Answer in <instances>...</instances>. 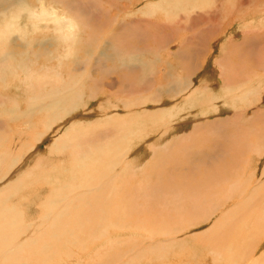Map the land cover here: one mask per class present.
Instances as JSON below:
<instances>
[{
  "label": "rangeland",
  "instance_id": "obj_1",
  "mask_svg": "<svg viewBox=\"0 0 264 264\" xmlns=\"http://www.w3.org/2000/svg\"><path fill=\"white\" fill-rule=\"evenodd\" d=\"M39 1L13 0L0 16L21 12L19 20L11 21L19 24L27 40L17 33L6 47L18 62L24 65L26 60L27 66L31 65L34 81L44 77L42 74L49 76L40 78L46 81L40 87L33 83L34 92L28 89L30 81L15 80L6 86L0 83V105L9 109L18 104V110H26L29 97L38 88L60 85L51 76L61 82L80 79V94L66 99L67 103L61 101L67 109L65 118L57 120L47 133L43 127L46 115L40 112L44 104L30 117L34 130L24 124L29 118L13 121L14 117L0 115V175L5 171L9 174L0 181V189L30 167L34 168L30 174H40V164L43 173L63 175L64 169L55 168L67 162L63 163L61 155L56 154L65 149L56 153L49 150L71 125L82 121L100 124L118 116L132 124L145 119L148 127L142 137L135 133L126 137L118 129L101 128L89 133L90 141L108 132L111 138H126L119 147L123 152L119 153L121 161L114 163L115 169L111 170L119 180L118 191L111 188L110 195H106L109 203L102 195L97 196L104 189L92 191L94 187L103 188V182L83 185L84 179L91 180L93 172L97 174L103 167L100 164H89L83 171L77 164L78 181L67 175L66 183L63 180L64 185L56 187L37 182L42 177H36L35 183L16 182L22 189L8 197L7 203L13 200L11 204L15 203L13 207L19 211L18 229L5 230L7 238L0 236V264H228L222 251L232 245L223 237L226 226L230 227L225 223V213L228 217V209L235 208L234 203L245 198L252 187H260L253 203L264 204V0H246L245 5L243 0H225L226 4L224 0H207V6L189 9L191 6L183 5L174 11L169 4L156 6L161 0H42L47 6H55L57 14L75 13L81 29L75 56L67 50L68 43L53 41L57 37L53 33L55 22L47 18L30 21L33 15L25 6L40 9ZM146 5L154 6L146 13ZM106 44L113 45V50L107 51ZM60 53H67V57L58 58ZM130 59H134L132 66L128 65ZM189 85L186 91H180ZM193 94L196 99L190 98ZM171 106V117L166 116L165 122L152 121L145 115ZM149 122H157V126H149ZM6 123L15 128L13 136ZM73 139L76 141V137ZM128 139L133 141L131 145ZM39 157L44 160L40 162ZM35 161L38 167L33 166ZM107 178L110 177L104 174L103 180ZM57 191L60 193L55 194ZM94 198L98 201L94 202ZM45 202L46 211L39 208ZM114 204H123L124 208L116 210ZM243 211L240 208V213ZM229 215L231 219L235 217L231 212ZM232 231L228 234L238 240L247 236ZM263 236L264 232L257 236L259 248L253 244L243 250L249 257L247 262L238 258L235 264H252L255 258L258 262L264 260ZM5 239L11 245L20 244V252L13 258L4 255ZM217 243L224 246L218 247ZM239 248L242 247L234 250L238 254Z\"/></svg>",
  "mask_w": 264,
  "mask_h": 264
},
{
  "label": "bare ground",
  "instance_id": "obj_2",
  "mask_svg": "<svg viewBox=\"0 0 264 264\" xmlns=\"http://www.w3.org/2000/svg\"><path fill=\"white\" fill-rule=\"evenodd\" d=\"M17 1V0H15ZM56 1H60V0H56ZM162 1V0H161ZM161 1H157V5L158 7L160 6H164L165 4H169L168 6H172V10H177V9H181L183 7V5L185 6H191L189 7V9L191 8H194L195 6H205L207 4V0H163L162 2ZM223 1V0H222ZM227 1V0H226ZM245 1L246 0H243L242 1V4L245 5ZM253 1V0H251ZM262 1V0H261ZM40 9H34V8H31L30 6H25V9L27 10V12H31L33 16H31L30 18V21H41L43 19H49L50 21H53L56 23V26L53 28V33L57 36L56 38L53 39V41H59V42H66V46H67V50H69L71 53V55L75 56V53L77 50H79L77 48V45L79 43V41L81 42L80 40V31L81 29L78 28L79 25V22L77 21L76 19V15L75 13H71L73 14V16H70V15H61V14H57L54 9H55V6H47L46 3H44V1L40 0ZM179 3V4H178ZM251 3V2H250ZM253 3V2H252ZM13 4V0H0V13H3L4 10H7L9 8V6H12ZM224 4L225 3V0H224ZM228 4V3H227ZM235 4V3H234ZM15 5V4H14ZM254 5V4H253ZM154 6V5H153ZM152 6V8H153ZM167 6V5H165ZM164 6V7H165ZM207 6V5H206ZM235 6V5H234ZM262 6V5H261ZM264 6V5H263ZM152 8H149L147 7L146 5V13L149 11V9H152ZM188 8V7H187ZM167 9V8H165ZM13 10V9H12ZM11 10V11H12ZM23 9H21L22 11ZM10 11V12H11ZM187 11V10H186ZM243 12V11H242ZM151 13V11H150ZM154 13V12H153ZM181 13V11H180ZM170 14L173 15V12H171L170 10ZM20 15H21V12L18 11V12H15L13 11L12 14H10L9 16L7 14H4L3 16H0V83L2 85H11V84H14L13 82H15V80H26V81H30L32 83V85L28 88L30 90V92L33 90L34 92V84L33 83H38V86L41 85V83L43 82H46V81H42L43 78H45V76H49L47 74L43 75L44 77H40L42 80L40 81V78H36L37 81H34V78L32 77V74L34 73V69H31V65L30 66H27V62L26 60L24 61V65H23V61L24 59H22L21 61L22 62H18L16 59H15V56H14V53L8 49L6 46L7 42L11 39V36L14 35V34H19L21 37H23V40H27L25 39L23 32L24 31H19V27L16 23L12 22L13 19H17L19 20L20 18ZM177 15V13H176ZM70 16V17H69ZM13 18V19H12ZM72 18L74 19V22L72 21ZM12 19V21H11ZM80 20V19H79ZM82 20V19H81ZM81 20H80V24H81ZM246 21V20H245ZM261 24V23H260ZM36 25H39V24H36ZM41 26V25H40ZM43 26V25H42ZM74 26H77V27H74ZM255 27V25H254ZM253 27V28H254ZM34 28V27H32ZM24 29V28H23ZM27 29V27L25 28ZM246 30V29H245ZM26 32V30H25ZM247 34V33H246ZM248 35V34H247ZM249 36V35H248ZM29 39V38H28ZM115 39V38H114ZM79 40V41H78ZM83 40V39H82ZM87 40V39H86ZM30 42V41H29ZM52 44V43H51ZM32 46V45H31ZM80 46V45H79ZM80 48V47H79ZM106 49H108L107 51H110V50H113V45H107L106 44ZM115 50V49H114ZM51 51H49L50 53ZM126 52V51H125ZM119 53V52H118ZM67 53H60V55L58 56V58H61L63 59L64 57H67L66 55ZM69 54V53H68ZM117 54V53H116ZM129 54V53H128ZM127 54V55H128ZM66 55V56H65ZM122 56V55H121ZM133 57V56H132ZM19 60V59H18ZM126 60V59H125ZM136 60V59H135ZM128 61V60H127ZM133 61L134 59H130L129 61V64L128 65H131L133 64ZM137 61V60H136ZM87 62V61H86ZM123 62V61H122ZM126 62V61H125ZM124 62V64L126 65V63ZM128 63V62H127ZM123 64V65H124ZM136 64V63H134ZM139 64V63H138ZM134 66V65H133ZM22 68V70L20 71V69ZM85 68V67H84ZM87 68V67H86ZM42 70V69H41ZM45 71V70H44ZM42 73H45V72H42ZM87 73V72H86ZM61 75V74H60ZM59 75V76H60ZM41 76V75H40ZM55 76V75H54ZM62 76V75H61ZM63 77V76H62ZM51 79L54 81V82H57V83H60L59 86H54L52 87L51 89H47V88H38L37 91L35 93H32V95L29 97V101H28V105H27V109L26 110H21V109H17V106L18 104H15L13 106H11L9 109H6L5 107L2 108L1 105H0V115L2 116H6L7 118H9L8 116L10 117H14L13 121L14 120H17L15 118H29L34 114V112H39L40 109H41V105L44 104L45 108L40 111V112H43L45 115H46V123L43 124V127L45 129V132L47 133L48 130H50L52 128V126L54 125V123L58 120H63L65 118V114L67 113V109L63 108V104L61 103V101H66V99L68 100H72L74 98H76L77 94H80V89L77 88V85L79 84L80 82V79H73L72 81H67V82H61V81H58L57 77L55 76V80L52 78L51 76ZM60 80V79H59ZM39 81V82H38ZM261 85V84H260ZM40 87V86H39ZM78 87H80V84L78 85ZM190 87L187 86V87H182L180 88V91H186L188 88ZM206 88V87H204ZM242 88V87H241ZM247 88V87H246ZM82 89V87H81ZM253 90V89H252ZM251 90V91H252ZM211 91V90H210ZM249 91V90H248ZM82 92V90H81ZM84 93V92H83ZM180 93V92H178ZM185 93V92H184ZM192 93V91L190 92ZM250 93V92H248ZM70 95V96H67V95ZM210 94V93H209ZM252 94V93H250ZM256 94V93H255ZM187 95H190V94H187ZM253 95V94H252ZM251 95V96H252ZM209 96V95H207ZM245 96V95H244ZM247 96V94H246ZM245 96V97H246ZM203 97V95H202ZM205 97V96H204ZM210 97H212L210 95ZM243 97V96H242ZM244 97V98H245ZM190 98H194L196 99V97H194V94L192 95V97ZM80 99V97H79ZM78 99V100H79ZM146 99V98H145ZM149 99V98H148ZM152 99V98H151ZM206 99V98H205ZM214 99V97H213ZM193 100V99H192ZM247 100V98L245 99ZM77 101V100H75ZM151 101V100H150ZM199 101V100H198ZM219 101V100H218ZM232 101V100H231ZM207 102V101H205ZM220 102V101H219ZM77 103H79V101H77ZM89 103V102H88ZM87 103V104H88ZM187 103H191L193 104L192 102H187ZM72 104V103H71ZM76 104V103H75ZM183 104V103H182ZM186 104V102H185ZM77 105V104H76ZM188 105V104H187ZM186 105V106H187ZM194 105V104H193ZM201 105V104H199ZM231 105V103H230ZM74 106V105H73ZM190 106V105H189ZM188 106V107H189ZM198 106V105H197ZM19 107V106H18ZM76 107V106H75ZM82 108V106H80ZM85 107V105H84ZM173 106H171V108H164L163 110H154L152 112V110L150 112H148L147 114L145 115H148L152 121L155 119V120H158L159 122H162V121H166V116H169L171 117V113L173 111L172 109ZM174 107L176 108V106L174 105ZM239 107V106H238ZM184 108V105L182 107V109ZM180 110V109H179ZM184 110V109H183ZM175 111V110H174ZM174 113V112H173ZM17 115H19L20 117H17ZM129 115V114H128ZM126 115V116H128ZM175 115V114H174ZM172 114V116H174ZM159 118V119H158ZM213 119V118H212ZM129 119H124L123 117H118V116H111L110 118L108 119H105L102 123L100 124H97L96 121H82L80 124H77V125H71L70 127H68L65 131L63 129V133L52 143L51 145V152H54L56 153L57 150L59 149H65V150H61L58 154L56 155H61V160L64 161L63 163H66L64 166L60 167V168H55V169H64V173L63 175L62 174H57V176L53 174H49V173H43V167L42 165L40 164L39 166V161L38 163L35 161V163H37L36 165H33V166H39L40 168V174H30V172L32 170H34V168L30 167V169H27V170H24L23 173H21L20 171V175L18 176L17 175V180H14L12 181V179L9 181V184H7L6 187L0 189V236L2 237H5L7 238V236L4 235L5 233V230H16L18 229L16 227V225L18 224V221L16 220V217L19 215L18 212L15 208L16 206L14 204H11L12 201L10 203H7V199L13 197V194H15L17 191H19L20 189L22 188H19L16 184V182H27V181H34L36 180V177H42L40 178L37 182H44L43 184H46V183H51V184H54V186H58V185H64L63 183V180L65 182V177H68L70 176V178L72 180H75L77 179L78 181V178L76 177V168H77V164L80 165V171H83V168L87 167L89 164H93L94 166L95 165H102L103 167H100L98 170L97 168L95 169V171L97 170V174H94L93 170L91 169H88L89 172L91 173V171L93 172V174L90 176L91 177V180H86L84 179L83 181V185H86L88 184L87 186H89L90 184H92L93 182L95 183V181H97V183H101L103 182L104 183V187L103 188H100L99 186L98 187H94L92 188V191L93 193L95 192V190L97 189L98 192H100L102 189H104L105 191L103 193H97V196L99 195H102L104 197V199L107 198V201L109 203V199H108V196L106 195H110L111 193V188H115V190H117V182L119 180V175H115V173L112 174L111 170L115 169L114 167V163H119L121 161V155H119V153H123L122 151L119 150V147L120 145L122 144L123 141H126V138H120L121 135H124L126 137H129V135L133 133L137 134V135H134L136 137L138 136H144V132H145V129L146 127H148V125H146L144 122H147L145 121H139L140 123H134L132 124V122L129 123ZM34 121L32 119L28 120V121H24V124L27 128L31 129V130H34ZM122 125H121V123ZM163 122V124H164ZM73 123V122H72ZM115 123H117V128H114V125ZM255 123V122H254ZM7 124V123H6ZM152 124H157L156 123H152ZM151 122H149V126H152ZM8 125V124H7ZM119 125V126H118ZM159 125V124H158ZM165 125V124H164ZM157 126V125H155ZM7 127V126H6ZM9 127V130H10V134L13 136V131L15 128L13 127ZM61 127V125H60ZM59 127V129H60ZM65 127V126H64ZM81 127H84L85 129H80ZM171 127V126H170ZM101 128H103L105 131H108L110 129H115L117 131V129L119 130V133H122L119 137L116 136V138H111L110 137V132H108V134L106 136H103L102 135L100 136V139L97 140V138H94L93 141H90L88 140L90 138L89 133L94 131L97 133V131H100L102 130ZM17 130V129H16ZM19 130V129H18ZM165 130H167L165 128ZM113 130H111L112 132ZM71 132V133H70ZM118 132V131H117ZM20 133V131H19ZM38 133V132H37ZM95 133V134H96ZM9 134V135H10ZM93 134V133H92ZM168 134V133H167ZM10 135V136H11ZM116 135V134H115ZM162 135V134H161ZM5 136V135H4ZM82 136V137H81ZM93 136V135H92ZM97 136V135H96ZM134 136H130V138L134 137ZM163 136V135H162ZM7 137V136H6ZM73 137H76V141L73 139ZM79 137H81L79 139ZM99 137V135H98ZM13 138V137H12ZM19 138L18 136L15 135V139ZM7 139V138H6ZM20 139V138H19ZM4 140V139H3ZM12 140V139H11ZM129 140V139H128ZM133 141L130 142L129 140V143L130 145L132 144ZM172 142V141H171ZM33 143V142H32ZM27 145V143H26ZM30 146V145H29ZM172 146V145H171ZM261 146V145H260ZM28 148V147H27ZM49 148V146H48ZM23 149V148H22ZM126 149V148H125ZM48 151V152H49ZM69 151V152H67ZM1 152V151H0ZM58 152V151H57ZM66 153V154H65ZM69 153H71L72 155H70ZM25 154V153H24ZM62 155H64L65 157H63ZM21 156V155H20ZM18 156V157H20ZM42 157H39V160L40 162H42L44 160V157L42 159H40ZM22 159V158H21ZM20 159V160H21ZM25 159V158H24ZM26 160V159H25ZM60 160V161H61ZM66 161V162H65ZM21 162V161H20ZM18 161V163H20ZM33 162H34V159H33ZM32 162V163H33ZM58 162V161H57ZM22 163V162H21ZM29 164V163H28ZM55 164V163H54ZM61 164V162L59 163ZM19 166V164H17ZM92 165V166H93ZM21 167V166H20ZM58 167V166H57ZM89 167V166H88ZM96 167V166H95ZM91 170V171H90ZM124 170H127V167L126 169H123ZM78 171V172H80ZM61 173V172H60ZM81 173V172H80ZM83 173V172H82ZM87 173V172H86ZM7 174H8V171H5V174H1L0 175V181H3L6 177H7ZM56 174V173H55ZM84 174V173H83ZM104 174H106V176H109L110 178H107L106 180H103V176ZM9 175V174H8ZM79 175V174H78ZM111 175V176H110ZM264 175V174H263ZM85 177L88 178L89 176L85 174ZM94 179V181H93ZM83 180V179H82ZM113 180V184H111ZM86 182V183H85ZM92 182V183H91ZM35 183V181H34ZM66 183V182H65ZM74 185V182L72 183ZM102 184V183H101ZM47 185V184H46ZM93 185V184H92ZM67 186V185H66ZM65 186V187H66ZM101 186V185H100ZM235 186V185H234ZM262 186V185H261ZM77 187V186H76ZM205 187V186H204ZM239 187V186H238ZM63 188V187H61ZM206 188V187H205ZM215 188V187H214ZM219 188V187H218ZM233 188V186H232ZM235 188V187H234ZM253 188V187H252ZM250 189L247 193L248 197L245 196L242 197V200L241 201H236L234 203V207L233 209H228V212L230 213H233L232 217L235 215V217H233V219H235L233 221V219H231L229 216V213H228V217H227V213L223 212V214L225 213V218L227 219V222H225L226 224H229L230 223V227H228V225L226 226V229L223 231L224 232L223 234V237L231 242L232 245H227L224 247V249L222 251H224V254L227 256V260H228V264H235L236 263V259L238 260V258H243L245 259V262H247L246 260H248L249 257L246 256V253L243 252V250L247 249L248 246H252L254 244V248L256 249L258 246H259V242H258V238L257 236L259 234H261L262 232H264V204L262 205H257L256 203L254 204L253 203V198L256 197L255 196V193L260 189V187H255L253 189ZM24 189V187H23ZM222 189V188H221ZM229 189H230V186H229ZM228 189V191H229ZM67 190V189H66ZM82 190V189H81ZM216 190V189H215ZM231 190V189H230ZM235 190V189H234ZM42 191V190H41ZM73 191V189H72ZM71 191V192H72ZM79 191V190H78ZM88 191L89 188H88ZM118 191V190H117ZM157 191V190H156ZM160 191V190H159ZM198 191V190H197ZM224 191H225V188H224ZM227 191V190H226ZM225 191V192H226ZM227 191V192H228ZM236 191H240V189L236 190ZM54 192V191H53ZM74 192V191H73ZM91 192V191H90ZM102 192V191H101ZM242 192V191H241ZM40 193V192H39ZM56 193H60V191H57L55 192ZM66 193V192H65ZM78 193V192H77ZM86 193V192H85ZM208 193V192H207ZM213 193V192H212ZM211 193V194H212ZM229 193V192H228ZM90 194V193H88ZM198 194V193H197ZM205 194V193H204ZM216 194V193H214ZM234 193H232L233 195ZM238 193H236L237 195ZM242 194V193H241ZM244 194V193H243ZM23 195H25V193H23ZM52 195V194H51ZM73 195V194H72ZM76 195V193H75ZM81 195H84V194H81ZM86 195V194H85ZM84 195V197H85ZM92 195V194H91ZM123 195V194H122ZM220 195V194H219ZM261 195V193H260ZM33 196V195H32ZM74 196V195H73ZM96 196V197H97ZM203 196V195H202ZM201 196V197H202ZM224 196V195H223ZM226 196V195H225ZM254 196V197H253ZM9 197V198H8ZM16 197V196H15ZM51 197V196H50ZM58 197H60L58 195ZM89 195H87L86 198H88ZM102 197V198H103ZM214 197V196H213ZM231 197V196H230ZM264 197V196H263ZM263 197H262V200H263ZM52 198V197H51ZM102 198L100 199V201H102ZM205 198V197H204ZM203 198V200H204ZM208 198V197H207ZM226 198V197H224ZM229 198V197H228ZM226 198V199H228ZM232 198V197H231ZM229 198V199H231ZM206 199V198H205ZM212 199V198H210ZM222 199V198H221ZM237 199V198H236ZM252 199V200H251ZM260 199V198H259ZM10 200V199H9ZM22 200V199H21ZM51 200V199H49ZM74 200V199H73ZM94 202L98 201V199L94 198L93 199ZM214 201V200H213ZM225 201V200H224ZM256 201V200H255ZM106 202V204H107ZM204 202V201H203ZM207 202V201H206ZM63 203V202H62ZM214 203V202H213ZM220 203H222L220 201ZM231 203V202H230ZM262 203V202H261ZM264 203V201H263ZM212 203L209 202L208 205H210ZM215 204V203H214ZM13 205L15 206V208L13 207ZM67 205V204H66ZM87 205V204H86ZM115 205V204H114ZM187 205V204H186ZM207 205V206H208ZM232 205V204H231ZM42 210L46 211V207H47V203H43V204H40L39 205ZM215 206V205H213ZM217 206V205H216ZM225 206V205H224ZM113 207V206H112ZM116 207V210H119V209H122L124 208L123 204H117V206L115 205ZM203 207V206H202ZM206 207V206H205ZM59 208V207H58ZM216 208V207H215ZM227 208V207H226ZM232 208V207H231ZM240 208H243L244 211L242 213H240ZM18 209V208H17ZM87 209V208H86ZM198 209V207H197ZM204 209V207H203ZM206 210V208H205ZM204 210V211H205ZM62 211V210H61ZM65 212V209L63 210ZM51 213L53 211H50ZM83 212V211H82ZM88 212V211H87ZM199 212V211H198ZM209 212V211H207ZM221 212V210H220ZM26 212L22 213L23 215H25ZM46 213V212H45ZM48 213V212H47ZM47 213L45 215H47ZM54 213V212H53ZM57 213H59L57 211ZM56 213V214H57ZM69 213V212H67ZM21 214V213H20ZM62 214V213H60ZM70 214V213H69ZM91 214V213H90ZM58 215V214H57ZM56 215V217H57ZM63 216H65L64 214H62ZM94 215V214H93ZM20 216V215H19ZM60 216V215H58ZM73 216V215H72ZM193 216V215H192ZM58 218V217H57ZM65 218V217H64ZM67 218V217H66ZM65 218V219H66ZM155 218V217H154ZM196 218V217H195ZM63 219V218H62ZM70 220V218H67ZM69 220H66L67 223H71V222H68ZM224 220V219H223ZM93 221V220H92ZM172 221V220H171ZM218 221V220H217ZM219 221H222L219 219ZM61 222V221H60ZM59 222V223H60ZM199 222V221H198ZM233 222V223H231ZM53 223L54 222H51L52 226H53ZM56 223H58L56 221ZM223 223V222H222ZM224 223V225H225ZM49 224V225H51ZM46 225V223H45ZM74 225V224H73ZM213 225H216V222L215 224ZM222 225V224H221ZM218 226V225H217ZM185 227V226H184ZM208 227V226H207ZM212 229V228H211ZM215 229V228H214ZM220 230V228H219ZM229 230H233V231H239V232H242L243 234L247 235L246 238L243 237V240H238L237 237H234V235H230L228 234ZM209 231V230H208ZM207 231V232H208ZM222 231L220 233H222ZM232 231V232H233ZM237 231V232H238ZM231 232V233H232ZM210 233V231H209ZM234 233V232H233ZM7 234V233H6ZM11 234L14 235L13 232H11ZM65 234V233H64ZM206 234V232H205ZM63 234H60V237L62 238ZM215 235V234H213ZM217 235V234H216ZM228 235L232 236V237H227ZM210 236V235H209ZM218 236V235H217ZM220 236V235H219ZM237 236V235H236ZM239 236V235H238ZM206 237V236H205ZM264 237V236H263ZM1 238V237H0ZM48 238V237H47ZM220 238V237H219ZM217 237V239H219ZM240 238V237H238ZM245 238V239H244ZM60 239V238H59ZM63 239V238H62ZM221 239V238H220ZM6 240V239H5ZM10 240V239H9ZM13 240V239H12ZM214 240V239H213ZM262 240V239H260ZM11 241V240H10ZM17 241V240H16ZM185 241V240H183ZM221 241V240H220ZM7 244H6V248L4 249L6 252H4L2 249V252H4V255L8 258H13L15 257V253H18L20 252V249L21 247L20 244L19 246L15 245L14 243L11 245V242L8 243V239L6 240ZM187 242V241H186ZM212 242V241H211ZM211 244V243H210ZM218 245V243H217ZM235 245V246H233ZM221 247L222 244L220 245ZM218 245V247H220ZM237 247H242V248H239V254L237 252H235V248ZM1 247V246H0ZM25 247V246H24ZM253 248V247H252ZM259 248V247H258ZM262 248V247H261ZM24 249V248H23ZM139 249V248H138ZM222 249V248H221ZM248 249H251V248H248ZM254 249V250H255ZM247 251V250H246ZM258 251V250H257ZM262 251V250H261ZM253 252V251H252ZM255 253V252H254ZM3 254V253H2ZM139 254V253H138ZM222 254V253H221ZM1 255V254H0ZM135 255H137L135 253ZM246 256V257H245ZM261 256V255H259ZM264 256V255H263ZM142 257V256H141ZM258 257V255H257ZM210 258V257H209ZM252 258V257H251ZM260 260L262 259V257L259 258ZM264 259V257H263ZM252 260V259H251ZM250 260V261H251ZM243 261V260H241ZM216 262V261H215ZM252 262V261H251ZM218 263V262H217ZM221 264V263H220ZM252 264H264V260L258 262V259L255 258V260L252 262Z\"/></svg>",
  "mask_w": 264,
  "mask_h": 264
}]
</instances>
